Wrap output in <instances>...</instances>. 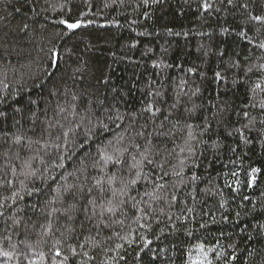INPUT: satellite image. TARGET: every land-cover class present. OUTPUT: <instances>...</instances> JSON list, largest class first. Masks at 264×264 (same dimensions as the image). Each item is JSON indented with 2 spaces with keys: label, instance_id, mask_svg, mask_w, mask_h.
<instances>
[{
  "label": "trees",
  "instance_id": "16d2710c",
  "mask_svg": "<svg viewBox=\"0 0 264 264\" xmlns=\"http://www.w3.org/2000/svg\"><path fill=\"white\" fill-rule=\"evenodd\" d=\"M204 2L163 0L145 7L142 0H0V153L8 151L10 157L0 155V183L14 180L11 188L0 187V202L11 205L5 213L8 218H0V264H261L264 125L257 121L251 132L243 128L248 123L243 112L258 113L243 106L252 95L248 89L256 83L264 86V77L249 73L245 85L233 87L231 75L224 83L216 82L215 74L228 58L246 65L251 46L238 33L255 37V43L264 27L250 22L239 7L246 0H237V7L208 0L207 12L200 7ZM249 10L253 15L264 11L251 3ZM61 19L80 20L84 26L69 31ZM225 28L227 32L222 31ZM256 28H261V35ZM50 48L60 54L57 67L48 64ZM251 62L260 64L264 59L253 56ZM197 88L199 92L192 95ZM149 91L161 93L155 98L161 112L148 121L145 133H155L163 122L161 130L172 135L149 137L161 152L155 159L164 168L144 169L165 188L154 189L141 180L139 195L130 192L139 209L145 202L151 204L148 213L128 207L126 215H112L110 227L90 231L81 229L79 219L73 223L59 214L48 216L46 201L52 200L65 178L71 183L70 174L80 161L96 156L120 133L107 119L106 107L121 113L127 124L131 114L140 113L151 99ZM96 97L106 98V107L98 106ZM254 99L264 100V92L257 90ZM225 103L223 122L217 123L212 120L216 108L211 106ZM205 116L212 120L211 128L201 134ZM89 119L92 125L102 119L111 130L85 142ZM48 120L59 121L69 136L56 140L58 128L52 137H45L48 145L41 140L32 149H20L24 159L35 157L32 170H38L36 178L25 180L19 175L22 162L13 155L17 148L9 150L6 141L17 128L32 135L34 121L39 129L45 126L40 122ZM144 123L138 119L137 127ZM186 124L193 125L195 139H189ZM235 129L243 130L247 143ZM11 168H16L15 176ZM253 168L259 171L252 174L255 180L249 188ZM163 172L167 175L161 179ZM193 175L199 178L195 182ZM146 189L161 199L144 196ZM13 191L23 199L13 203ZM173 195L178 201L170 203ZM26 205L35 209L20 211Z\"/></svg>",
  "mask_w": 264,
  "mask_h": 264
},
{
  "label": "snow or ice",
  "instance_id": "6c2138e0",
  "mask_svg": "<svg viewBox=\"0 0 264 264\" xmlns=\"http://www.w3.org/2000/svg\"><path fill=\"white\" fill-rule=\"evenodd\" d=\"M162 2L163 0H142L145 7ZM184 2L188 3V0H184ZM220 2L222 4L226 2L227 6L230 7H237V0H220ZM250 3L252 8L257 7L258 5L261 9H264V0H250ZM250 3L249 0H246V2L240 4L239 7L245 10L250 22H253L254 25H261L264 27V11H261L260 14L253 15L249 10ZM107 6L108 5H105V7ZM200 7L207 12L211 8V4L208 0H205ZM16 11H19V9H16ZM216 11H220V9L217 8ZM59 23L64 25L69 31L84 26L80 20L69 22L61 19ZM25 27H27V25H25ZM222 31L227 32L228 29L225 28ZM255 31L258 35H261V28H256ZM238 35L251 46L249 48L248 55L245 57V61L248 63L245 65L238 59L234 60L232 58H228L224 62L225 66L223 70L217 71L215 74L216 82L223 81L224 83L228 82V76L231 75L233 77V87H236L237 85H245L250 79L249 73H259L262 77H264V63L255 64L251 62V58L253 56H256L257 59H264V35H261L259 42L255 43L254 40L256 38L248 37L246 32L241 31ZM253 49L256 51H253ZM257 52L259 55H257ZM48 55L49 66L57 67L60 54L54 48H50ZM221 56H223V53H221ZM158 66L159 65H154V67ZM189 71L192 70L189 69ZM241 74L243 79L240 78ZM5 86L7 87V85ZM257 90L264 92V86H262L261 83H256L254 88L248 89L252 95H249L248 102L243 106L245 108L250 107L258 109L256 116H253L249 111L243 112V116L248 120V123L244 124L243 128H247L250 132L253 130L257 121L261 125H264V118H260L264 117V100L256 101L254 99V94ZM198 92L199 88H197L192 95H196ZM148 96L151 97V99L144 102V106L142 107L140 113L131 114V118L127 124L124 123L125 117L121 113L117 111L113 114V110L110 107H106V98L102 99L100 97H96L95 103L98 106L106 107V111L108 113L107 119L115 124V127L121 131L120 133L115 134L113 140H109L108 145H105L102 149H98L96 156H88L80 161L75 173L70 174L74 177L71 183H68L67 178H65V183L58 187L56 195L52 198V200L46 201V207L50 208V211L47 212L48 216L59 214V216L65 217L67 221H72L73 223L79 219L81 229L90 231L91 229L102 230V228L110 227L112 215L116 213L126 215L127 213L125 209L128 207L133 210L143 211L145 214L148 213V210L151 209V204L145 202V208L139 209L137 197L131 196L130 192L135 190L137 191V195H139L141 180L152 183L154 185V189L159 188L163 190L165 188L163 183H157L156 181L151 180V176L149 174H145L144 169L148 166H151L153 170L157 168L163 170L164 168V164L155 159V157L161 156V152L156 148L153 140L149 137H152L155 134V136L162 139L172 135L170 132L161 130L164 127L163 122L155 130V133H145L148 121L155 120L157 118V113L161 112V108L155 106V98L161 96V93L159 91H149ZM72 99L77 100V96L73 95ZM81 103L83 104L85 101L82 100ZM173 107H175V105H173ZM211 107L216 108V112L213 114L212 120H217V123L223 122V114L227 111L228 105L225 103L219 108H217L216 105H212ZM193 110L194 109H189L188 111L192 112ZM60 112H64V108H60ZM0 115H3V113H0ZM32 115L36 117L35 113H32ZM38 119L39 117H36V120ZM83 119L84 117H81V120ZM138 119H145V123L137 127ZM167 119L168 117H165V120ZM212 120H210L207 116L204 117L205 124L201 134L210 131ZM16 123L20 124V121H16ZM40 123L45 126L37 129L35 121L33 122L31 129L32 135H28L21 127L17 128L16 131L9 137L8 141H6V143L9 144V150L13 146L17 148V151L13 155L18 162H22V168L19 175H23L25 180L36 178L38 170H32L31 160L35 159V157H30L27 160L24 159L21 156L20 149H32L34 145H40L41 140L44 141L45 145H48L49 140L45 139V137H52L54 130H57L58 128L61 130L56 136V140L67 139L69 136L68 132L62 131V125H60L59 121L53 123L51 120H48L46 123L43 121ZM88 125L89 126L87 127V131L85 133V142L92 139V137H94L97 133H103L104 131L111 130L109 125L102 119L98 120L95 125H92V121L89 119ZM185 127L188 129L189 139H195L196 137L193 135V125L186 124ZM197 127L199 126L197 125ZM234 131L239 132L241 139L245 143L248 142V139L244 136L242 129H235ZM5 135H7V133H5ZM228 135H234V132L229 131ZM141 141H143V143H141ZM56 146L59 147L58 144ZM80 147L83 148V144H81ZM181 151H183V149ZM0 155L10 158L8 151L0 153ZM129 157L131 158L130 161ZM59 159L62 160L63 158L60 157ZM181 164H183V161H181ZM58 167L63 168V163L58 164ZM258 171L259 170L255 168L251 170L247 181V186L249 188L253 187V182L255 180V176L252 174ZM11 172L15 176L17 174L16 168H11ZM174 174L178 176L182 175L180 172H174ZM40 175L43 174L41 173ZM165 175H167V172H163L161 179H163V176ZM232 175L236 176L238 174L233 172ZM198 179L199 178L197 176L193 175L192 182H195ZM20 183L24 186L23 181H20ZM13 184V179L6 178L3 183H0V187L7 186L11 188ZM27 194L32 195V191H28ZM143 195L148 196L150 199H161L160 196L155 195L154 190L148 191L146 189ZM8 199L10 198L4 197L5 201ZM11 199L13 200V203H15L16 199H23V196H20L18 192L13 191ZM245 199H247V197H245ZM173 201H178V198L175 195L171 197L170 203ZM28 207H31L33 210L35 209V206L26 205L25 208H21L20 211H25ZM221 207H223V205H221ZM10 208L11 205L0 202V218L7 219L8 217H6L5 213L8 212ZM133 215H135V211H133ZM80 217H82V219H80ZM140 218L142 219L143 217ZM135 222L136 221H134V223ZM140 227H144V225H140ZM249 239H251V237H249ZM127 242L129 244L132 243L131 240H128ZM147 243L148 241H145V245H147ZM117 247L120 246L117 245ZM2 255L11 258V254L8 252H3ZM56 255H60V253L57 252ZM261 264H264V255H261Z\"/></svg>",
  "mask_w": 264,
  "mask_h": 264
}]
</instances>
